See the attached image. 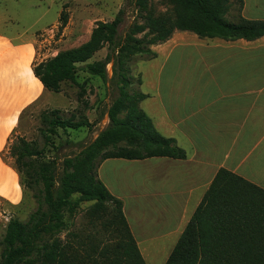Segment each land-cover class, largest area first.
Returning <instances> with one entry per match:
<instances>
[{
	"label": "trees",
	"instance_id": "obj_1",
	"mask_svg": "<svg viewBox=\"0 0 264 264\" xmlns=\"http://www.w3.org/2000/svg\"><path fill=\"white\" fill-rule=\"evenodd\" d=\"M132 1L142 22L134 23L123 39L119 37L124 23V11L121 10L112 22L98 23L88 42L33 64L34 76L48 92L59 93L65 82L84 90L85 83L78 84L77 76L86 72L99 77L106 89L109 81L116 85L121 92L120 98L131 106L122 119L118 118L122 107H110L108 129L81 156L66 160L61 177L56 175L54 161L43 162L44 156L34 142L17 137L13 144H8L2 159L5 160L7 152L14 160L23 190L31 189L39 194L34 196L38 207L26 222L11 218L6 224L0 241V264H147L125 217L123 202L92 174L95 161L103 151L98 167L108 159H186L185 151L176 141L162 136L151 118L138 109L137 103L147 99L148 95L140 92L129 97L124 91L129 85H142L141 77L135 79L132 76L131 62L136 57L155 58L157 54L151 47L167 42L176 31L227 41H252L264 37V21L246 20L241 15L237 23L224 20L228 0H166L168 9L159 15L154 13L152 0ZM234 2L241 13L244 1ZM67 24L68 16L63 12L60 29ZM141 34L144 36L136 37ZM106 46L109 50L106 58L89 63ZM112 62L113 76L109 80L107 68ZM121 99L118 102L122 105ZM54 114L59 113L53 111L43 117L49 129L89 126L86 119L76 121L74 116L50 119L49 115ZM121 141L133 147H118ZM75 193L95 201L90 209L93 219H96L94 213L101 212L105 203L116 204L115 218L119 219L120 226L117 238L113 231V241L111 231L107 232L111 245L104 243L86 252L82 245L75 246L66 241V217L72 213L71 197ZM103 225L108 227L107 223ZM237 237L240 240H236ZM165 264H264V190L221 169Z\"/></svg>",
	"mask_w": 264,
	"mask_h": 264
},
{
	"label": "crops",
	"instance_id": "obj_2",
	"mask_svg": "<svg viewBox=\"0 0 264 264\" xmlns=\"http://www.w3.org/2000/svg\"><path fill=\"white\" fill-rule=\"evenodd\" d=\"M243 1L241 17L264 21V0ZM33 44L0 33V154L19 113L51 94L33 74ZM156 50L164 61L156 79L142 81L148 98L141 105L156 130L174 139L186 159H108L98 168V178L123 202L138 246L139 238L178 241L221 169L264 190V37L227 41L176 31ZM108 165L143 171L144 187L134 195L138 211L133 226L124 197L108 184ZM8 173L20 188L16 173L0 158V189ZM0 198L13 206L21 200L14 202L1 190Z\"/></svg>",
	"mask_w": 264,
	"mask_h": 264
},
{
	"label": "rangeland",
	"instance_id": "obj_3",
	"mask_svg": "<svg viewBox=\"0 0 264 264\" xmlns=\"http://www.w3.org/2000/svg\"><path fill=\"white\" fill-rule=\"evenodd\" d=\"M152 5L156 15L166 12L168 9L166 0H152ZM121 10L124 11V23L120 27L119 37L123 39L134 23L142 22L132 0H0V33L17 41L31 40L36 52L33 64L40 63L55 57L60 52L77 48L88 42L98 23L112 22ZM63 12L68 16L67 30L66 27L60 29V15ZM239 16L238 5L234 0H228L224 20L237 23ZM142 36L144 34L136 37L141 38ZM157 47L158 45H155L151 49L156 53ZM108 52V47H104L94 55L89 63L103 61ZM163 61L164 59L159 55L149 60H146L145 57H136L130 64L132 76L135 79L141 77L142 81L156 79L158 66ZM113 68L114 63L112 62L107 68L109 80L113 76ZM77 82L80 85L85 83V89L65 82L59 93H51L49 97H39L18 115L17 123L8 136L7 144L1 152L0 158L8 170L16 173L20 188L16 183L15 175L8 173L5 186L3 185L0 190L14 202H18L20 197L21 200L13 206L9 201L0 198V241L4 236L5 226L11 218L26 222L29 215L38 207L34 196L39 193L31 189L23 190L20 176L14 169V160L7 152L5 160L2 159V154L8 144H13L17 137L24 138L27 142H34L44 156L43 162L54 161L56 175L61 177L66 160L81 156V153L95 144L99 136L108 129L110 126L109 109L112 105L122 107L118 114L119 119L126 117L129 111L131 103L129 105L128 101L125 102L120 98L121 92L112 82L107 83L108 88L106 89L99 77L91 76L86 72L78 74ZM141 86L138 83L132 84L124 91L129 97H133L142 92ZM120 99L122 105L118 102ZM142 102L136 103L138 109L144 111ZM53 111H57L59 114L49 115L50 119L55 120L59 116L66 119L74 116L76 121L86 119L89 126L78 129L57 127H53L54 130L49 129V125L44 122L43 117ZM53 131L54 133H50ZM118 147L132 148L133 146L121 141ZM102 153L94 164L92 174L95 179H99L98 163ZM105 173L108 175L107 181L110 187L124 197L126 205L130 208L127 213L133 226L135 212L138 211L135 210L137 208L134 195L142 191V187H144L143 171L133 166L108 165ZM71 201L74 207L72 213L66 217L65 236L67 242L75 246L82 245L86 252H90V250L108 243L110 239L107 237L108 230L111 231V237L114 231V238H117L120 221L115 218L118 212L116 204L105 203L101 212L94 213L93 216L96 219H93L90 209L94 206L95 201L84 199L80 193H75L71 197ZM104 223H107L108 227H104ZM112 239L113 237L111 241H113ZM171 239L165 244L162 240L150 242V239L141 240L139 238L140 250L147 264L166 263L177 242L176 237ZM236 240H240V237H237ZM108 245L111 244L108 243ZM1 252L2 247L0 246V258Z\"/></svg>",
	"mask_w": 264,
	"mask_h": 264
}]
</instances>
